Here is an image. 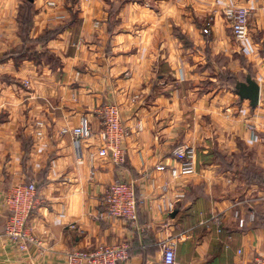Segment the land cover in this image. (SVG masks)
<instances>
[{
	"label": "crops",
	"instance_id": "1",
	"mask_svg": "<svg viewBox=\"0 0 264 264\" xmlns=\"http://www.w3.org/2000/svg\"><path fill=\"white\" fill-rule=\"evenodd\" d=\"M47 1L0 0V264H58L117 245L130 253L120 264H153L171 241L176 264L264 256V221L240 229L234 216L261 214L264 0H65L55 9ZM230 6L253 11L250 50L232 34ZM248 77L260 85L256 108L233 90ZM107 104L120 107L129 133L120 166L96 155ZM84 116L95 137L79 162L61 131ZM180 146L195 149V172L173 179ZM115 181L136 185V223L98 218ZM29 182L37 202L21 251L5 235L7 198ZM166 198L173 212L158 209Z\"/></svg>",
	"mask_w": 264,
	"mask_h": 264
},
{
	"label": "built area",
	"instance_id": "2",
	"mask_svg": "<svg viewBox=\"0 0 264 264\" xmlns=\"http://www.w3.org/2000/svg\"><path fill=\"white\" fill-rule=\"evenodd\" d=\"M65 0H48L46 5L50 9L57 8ZM89 1V0H81ZM249 7L230 6L225 10L232 34L235 40L245 49L250 50L251 43L249 37V25L252 15ZM204 35L210 34V26L203 30ZM244 49V50H245ZM245 50V51H246ZM102 128L98 134L101 146L96 153L100 158L109 159L116 166L123 165L126 161L124 142L129 135L128 129L123 125L122 111L116 104H107L99 111ZM44 122H36V138L44 137ZM141 130V127L139 126ZM63 135H70L73 139V148L79 162L83 159L84 143L93 139L95 134L92 130L91 121L87 116L81 118L78 125L62 129ZM173 156L180 164L179 168H171V177L178 179L195 172L193 147L180 146L173 151ZM158 171H164L165 166H158ZM167 190V187H164ZM37 184L29 182L24 185L14 187L8 195L7 203L10 208L5 235L17 245L21 251L28 249L30 237L29 221L33 209L37 202ZM257 197L260 205V212L264 216V187L258 189ZM179 197V196H178ZM182 197V196H180ZM175 200L166 198L162 206L158 209L163 212H173ZM139 199L136 185L133 182L115 181L107 188L104 212L98 215L100 220H125L130 223L138 221ZM257 211L252 208L246 217L242 216L240 209H236L234 216L238 222V227L244 229L248 222L254 223L257 219ZM217 227V232L222 233V222L220 217H215L212 221ZM71 228H75L72 226ZM242 254V251L238 252ZM130 259L129 247L127 245L100 246L93 251H74L69 253L65 260L58 264H120L126 263ZM153 264H176V243L171 241L163 247L162 256ZM247 264H264V256H257Z\"/></svg>",
	"mask_w": 264,
	"mask_h": 264
},
{
	"label": "water",
	"instance_id": "3",
	"mask_svg": "<svg viewBox=\"0 0 264 264\" xmlns=\"http://www.w3.org/2000/svg\"><path fill=\"white\" fill-rule=\"evenodd\" d=\"M237 94L242 100H249L252 108H256L260 101V85L248 77L245 82L238 83Z\"/></svg>",
	"mask_w": 264,
	"mask_h": 264
},
{
	"label": "trees",
	"instance_id": "4",
	"mask_svg": "<svg viewBox=\"0 0 264 264\" xmlns=\"http://www.w3.org/2000/svg\"><path fill=\"white\" fill-rule=\"evenodd\" d=\"M31 3V1H29ZM239 82H235L234 85H233V90L237 93V85H238ZM137 191V190H136ZM137 196H138V192H137ZM138 199H139V196H138ZM139 209V208H138ZM258 219L260 221H264V216L262 214H260L259 216L257 215V219L255 222L258 221Z\"/></svg>",
	"mask_w": 264,
	"mask_h": 264
}]
</instances>
